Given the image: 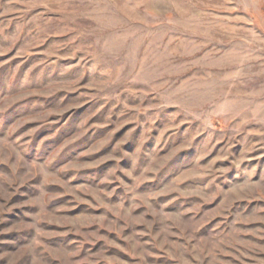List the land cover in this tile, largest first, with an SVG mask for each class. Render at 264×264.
I'll list each match as a JSON object with an SVG mask.
<instances>
[{
    "label": "rangeland",
    "instance_id": "rangeland-1",
    "mask_svg": "<svg viewBox=\"0 0 264 264\" xmlns=\"http://www.w3.org/2000/svg\"><path fill=\"white\" fill-rule=\"evenodd\" d=\"M0 264H264V0H0Z\"/></svg>",
    "mask_w": 264,
    "mask_h": 264
}]
</instances>
